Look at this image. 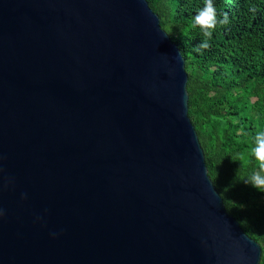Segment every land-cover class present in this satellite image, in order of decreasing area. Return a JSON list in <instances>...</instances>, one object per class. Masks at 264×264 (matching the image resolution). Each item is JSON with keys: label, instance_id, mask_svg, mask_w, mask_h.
Here are the masks:
<instances>
[{"label": "water", "instance_id": "water-1", "mask_svg": "<svg viewBox=\"0 0 264 264\" xmlns=\"http://www.w3.org/2000/svg\"><path fill=\"white\" fill-rule=\"evenodd\" d=\"M187 81L147 0H0V264H260Z\"/></svg>", "mask_w": 264, "mask_h": 264}, {"label": "trees", "instance_id": "trees-1", "mask_svg": "<svg viewBox=\"0 0 264 264\" xmlns=\"http://www.w3.org/2000/svg\"><path fill=\"white\" fill-rule=\"evenodd\" d=\"M177 46L188 75V116L204 151L208 175L227 213L262 250L264 194L244 184L256 168L252 138L264 129V0H213L218 24L204 37L193 17L205 0H147Z\"/></svg>", "mask_w": 264, "mask_h": 264}, {"label": "clouds", "instance_id": "clouds-1", "mask_svg": "<svg viewBox=\"0 0 264 264\" xmlns=\"http://www.w3.org/2000/svg\"><path fill=\"white\" fill-rule=\"evenodd\" d=\"M228 23L227 15H224L222 19H218L213 0H205L203 7L197 11L192 20V25L194 27L198 26L204 37V41L199 47L207 48L208 40L211 39L217 25H226ZM250 153L256 162V168L245 176L243 182L246 186L264 194V129L257 130L253 136ZM2 215L3 213L0 211V216Z\"/></svg>", "mask_w": 264, "mask_h": 264}]
</instances>
